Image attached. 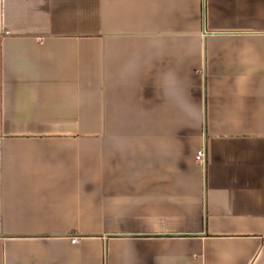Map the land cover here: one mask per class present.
Instances as JSON below:
<instances>
[{"label": "crops", "instance_id": "1", "mask_svg": "<svg viewBox=\"0 0 264 264\" xmlns=\"http://www.w3.org/2000/svg\"><path fill=\"white\" fill-rule=\"evenodd\" d=\"M0 264H264V0H0Z\"/></svg>", "mask_w": 264, "mask_h": 264}, {"label": "built area", "instance_id": "2", "mask_svg": "<svg viewBox=\"0 0 264 264\" xmlns=\"http://www.w3.org/2000/svg\"><path fill=\"white\" fill-rule=\"evenodd\" d=\"M206 158H207L206 149L203 147L197 153V160L199 163L205 164ZM76 240H77L76 238L72 239L73 242H76Z\"/></svg>", "mask_w": 264, "mask_h": 264}]
</instances>
